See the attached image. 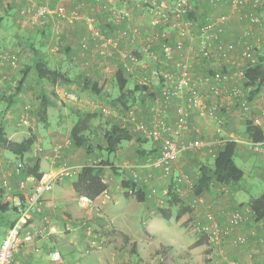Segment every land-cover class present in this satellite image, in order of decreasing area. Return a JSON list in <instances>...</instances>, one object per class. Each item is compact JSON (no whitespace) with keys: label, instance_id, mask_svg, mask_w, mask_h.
I'll use <instances>...</instances> for the list:
<instances>
[{"label":"built area","instance_id":"built-area-1","mask_svg":"<svg viewBox=\"0 0 264 264\" xmlns=\"http://www.w3.org/2000/svg\"><path fill=\"white\" fill-rule=\"evenodd\" d=\"M10 0H0V11L9 6ZM109 16V21L121 22L123 19L130 20V12L125 8L126 2L116 4L115 0L104 2L103 0H95ZM143 6L150 15V21L153 26L167 27L171 26L180 33L185 32V24H189L184 20V16L192 11V4L189 0H173V7H168L166 0H142ZM245 0H231L234 9H237L245 4ZM255 9L264 8V0H252ZM112 12V13H110ZM19 14L25 18L30 24L36 28L45 29L50 24L52 35L55 37L54 42L50 44L49 50L52 53H57L61 44V30L67 23H74L77 20H82L90 29L92 42L96 54L101 58L100 64H105L108 59L113 57L120 42L128 37L132 30L130 27L119 29L118 31L105 32L101 28H95V16L91 14H82L77 9L67 10L64 7H51L48 4L37 3L34 0L20 6ZM114 14V15H113ZM117 15V16H116ZM117 17V18H116ZM251 22H259L261 18L257 14H251ZM228 16L223 14L217 19H211L201 30V37L198 42V50L195 59L201 61L206 59L209 62L219 64L216 72L207 77H196L191 71V66L188 63L177 61L176 46H181V39L176 45L170 40L169 35L165 30L160 33L162 40L160 49L153 48L151 42L144 46L145 54L159 63L161 67V75L164 77L162 86V96L156 100V105L152 107L154 113L150 123H144L137 118L135 107H131L127 113V122L133 124L135 131H138L145 137H149L160 143V153L158 157L150 160L149 163L143 165L146 168L147 176L143 178L144 182L150 184V178L155 180L161 176L174 177V164L176 159L186 153H197L199 151H207L212 158H215L219 153L220 148L228 141H236L240 144H247L255 150H262L261 145L264 143L253 142L252 140L243 139L235 135L225 137L222 126L216 128L219 134L216 138H207L204 135H197L191 138H184L186 133L198 131L191 122V116L197 112L201 117H215V114L221 109H226L230 113L232 107L239 105L243 111H248L251 108L252 99L249 98L251 87L245 86L246 68L244 60L251 59V63H256L252 58L251 49L243 50L240 55L235 54L236 43L226 40V22ZM251 34V28L244 30L242 37L248 38ZM158 35H154L157 37ZM158 38V37H157ZM82 47L87 50L90 47V39L81 41ZM122 67L126 72L134 70V62L137 61L136 56L132 53H120ZM20 51L17 49L0 51V65L8 64L13 69L19 66ZM229 60L227 71L222 70L223 61ZM230 67L232 71L230 70ZM174 68V69H172ZM236 69V70H235ZM7 78L6 75L0 77V84ZM236 81L232 84V79ZM140 83L149 84V77L143 75L139 78ZM206 84L211 93L220 96L221 102L209 103V97L205 95L201 88ZM23 93L22 91L20 94ZM72 100H76L73 94L67 93ZM227 99V102L224 101ZM177 107V115L169 120V110L172 104ZM13 106L5 112V118L12 117ZM31 106L25 104L23 109L18 112L15 119L17 128L29 124V112ZM105 112L107 108L103 107ZM64 145L56 144L52 147L50 153L55 160L60 159ZM7 164L8 167L5 166ZM0 166L5 173L0 176V188L4 189L3 196L5 201L12 203L22 208V213L15 223L7 228V233L0 238V264H11L15 254L21 249L22 244L31 243L39 239L43 235H49L54 231L53 223L47 215L45 194L52 191L55 181L64 177H74L78 174L75 167L71 166L67 161H62L55 172L50 175H43L37 179L34 175L25 174V164L23 159L17 158L14 161L7 163L0 159ZM16 175L20 177V189L18 194L11 191L10 176ZM135 180H139L140 174H133ZM175 180V179H174ZM178 181V182H177ZM176 183L185 181L184 176L180 175ZM149 196L159 194V189L155 184H150ZM166 191L161 202L167 200ZM104 198H110V193L105 191ZM201 198H196L194 204L201 202ZM80 206L87 211L84 219L78 220V226L83 229V245L78 246L76 241H72L73 247L88 254L92 250L103 247V231L98 226L102 220L106 218L101 205L95 200L86 195L79 196ZM216 213L212 210L206 212V221L198 223V232L204 235L207 239V251L205 254V264H215L214 254L218 248L226 244L233 236L234 231L247 223L254 217L250 206L243 208H235L228 212V220L225 225H222L216 218ZM95 218V220H94ZM106 225V224H105ZM256 235V231H252ZM248 235L239 234L235 236L234 242L237 245H245L248 243ZM264 243V237L261 238ZM50 259L53 262H63V251L61 247L54 246L50 251ZM149 264H170L169 259L162 253H155L149 261ZM228 264H238L236 260H231Z\"/></svg>","mask_w":264,"mask_h":264},{"label":"crops","instance_id":"crops-1","mask_svg":"<svg viewBox=\"0 0 264 264\" xmlns=\"http://www.w3.org/2000/svg\"><path fill=\"white\" fill-rule=\"evenodd\" d=\"M45 1V0H42ZM106 2V0H103ZM192 4V11L190 13V17L188 19H193V26L194 25H200L201 28L203 25H205L209 20L211 19H217L219 16L225 14L228 16V21L226 22L225 28H226V40L235 42L236 43V51L235 54L240 55V53L249 48H254L252 54V58L258 62V58L255 57L257 54H264V8H257L255 9L252 4V0H245V4L241 7L234 9L231 3V0H189ZM30 2V0H10L9 6L4 8L2 11H0V50L9 48V49H17L18 46L24 41L23 39L26 38V40H29L30 47L33 49H36L37 55L34 56V59L38 58L39 56L44 53L46 56L49 57L47 50L49 48H44L47 42V39L51 37L52 31L50 29V24L47 25L45 29L36 28L32 25L25 24V18H23L19 14L20 6L23 4H26ZM116 4H123L126 2V4L129 5L131 12H132V19L128 22H126V26L130 27L132 32L130 35L126 38H124L116 52L119 50L120 53H123L124 51H129V53H132L136 56L137 61L134 62V70L130 72L125 71V76L129 80H134L135 78H140V76L143 73H147L150 68H148V64H145L144 59L147 55L144 52V46L151 42L152 45L155 47L156 50H159L160 47V41L159 38L154 37L153 33L154 28L153 26H149L145 22V17L147 18L148 13L143 10H146L143 6L142 0H115ZM52 4L59 6H64L67 9L72 8H80L82 12L85 13H97L95 12V7L98 6L95 2V0H52ZM98 8H100L98 6ZM104 13V12H103ZM147 13V14H146ZM99 14V13H97ZM251 14H257L261 18L259 22H251L250 15ZM103 18V17H102ZM104 20V19H103ZM106 22V21H105ZM107 24V25H106ZM107 29L110 32H116L120 29V27L116 25H110L106 23ZM125 26V27H126ZM251 28V34L248 38L242 37V34L244 30ZM7 31V32H6ZM62 35L65 41L66 45V52L68 56L72 57L74 54H77V51L79 49V42L80 37L88 34L87 36L90 37V28L84 21L77 20L74 23H67L65 27L62 30ZM171 33L170 38L172 37L174 40L172 42L176 45V43L182 42L181 46H176V57L175 59L177 61H182L185 63H188L191 67L192 71H195L193 73L194 76L198 77H205L206 72L210 69H214L218 67V65L214 63L207 61L206 59H203L201 61L195 59V55L198 50V39H195L193 41V38L191 37H179L178 33ZM175 35V36H174ZM25 42V41H24ZM28 42V43H29ZM33 43V44H32ZM10 46H9V45ZM23 45V44H22ZM82 46V45H81ZM90 46L94 47L92 40L90 39ZM122 50V51H121ZM140 52V53H139ZM194 52V53H193ZM192 56H188V54H192ZM43 54V56H45ZM144 56V58L141 57V55ZM118 56V55H116ZM46 58V57H45ZM73 58V57H72ZM114 56L110 58L111 63H114ZM49 60V58H47ZM121 59V54H120ZM150 59V58H149ZM76 62V57H75ZM119 67L116 66V68L113 66V68L116 69V73L119 70L120 67H122V60L118 61ZM155 64L156 62L153 61ZM121 64V65H120ZM202 64V65H201ZM204 64V65H203ZM158 65V64H157ZM140 66V67H139ZM144 66V67H142ZM161 67L162 65H158V70H160L161 73ZM228 68L229 65L223 63L222 68ZM200 68L204 70L203 72L200 71ZM174 69V68H172ZM233 69V68H232ZM231 67L230 70L232 71ZM234 70V69H233ZM1 71V69H0ZM200 74V75H199ZM140 75V76H139ZM91 75L90 77H92ZM111 75H109V78ZM106 78V77H105ZM93 79L99 81V85H103L105 83V79L101 80L98 76L94 74ZM154 81V84L150 83V86L152 88L153 92H157L158 96L155 97L154 102L158 98L162 96V86L164 83V77L161 75L160 80ZM157 83V84H156ZM252 88V87H251ZM1 90V89H0ZM201 91L209 97V100H211L213 93H211L210 89L204 84L201 88ZM252 91V89H251ZM250 91V92H251ZM249 92V94H250ZM214 98V97H213ZM249 98L252 99V105L250 110L243 111V115L247 116V118H250L253 125H257L261 127L264 134V87L256 94L249 95ZM214 100V99H212ZM213 102V101H211ZM235 107H232V111ZM175 112H177V107L173 103L170 107L168 118L169 120H173L172 117H174ZM14 114V113H13ZM14 116L8 117L4 120V128L8 130V132H13L14 128L11 124H13ZM233 116L235 117V120L233 119ZM217 115L213 118H204L201 117L197 112H194L191 116V122L193 123L194 127L198 128V131H192L189 133H186L184 135V138H191L195 137L197 135H204L207 138H216L219 136V134L216 132V128L220 125L219 122H222L223 126V132L225 137H231L233 135L237 137H242L243 139L252 140L253 142H256L253 140V138L249 135L247 132V121L246 124H242V122H238V120H242L243 118L239 116V114H231V116L226 117L225 121L223 119H219ZM237 118V119H236ZM219 119V122H218ZM226 123V124H225ZM225 124V126H224ZM235 129L234 131H229L228 129ZM10 137V136H9ZM8 137V138H9ZM11 139V138H9ZM134 139V138H133ZM132 141L136 143L135 139ZM13 140V139H12ZM70 140H68V143L64 144L63 152L60 159L55 160L51 153L45 154L43 157H41V171L43 172V175L47 174H53L59 165H61L62 161H67L71 166L78 169V173L81 171L82 167L85 166L87 163L91 161V157L86 153V151L82 148H75L71 146ZM258 143H264V142H258ZM68 144V145H67ZM137 147L136 150L137 155H143L145 157L150 156L153 154V149L149 147L147 144H142L141 142L137 141ZM160 144V143H159ZM237 150L239 149L240 143H237ZM128 145H121L119 152L116 157V161L114 163L115 166H119L124 169L125 173L123 177H127L134 174V170L128 169L129 164L128 161H123L125 157H128ZM125 151V152H124ZM205 152V153H204ZM199 151V154L197 155L200 159V163L205 160H211L212 156L207 151ZM262 155H264V149L261 151ZM160 153V146L158 150V154ZM242 156H246V153ZM14 158L17 156L13 153ZM27 153L24 155L26 156ZM209 155V156H208ZM182 160H185V167H192L188 164V160L186 157L184 159H181V161H177L178 164L182 162ZM202 160V161H201ZM176 162V166H177ZM206 164V163H202ZM192 165V164H191ZM201 165V166H202ZM194 168V164H193ZM178 169V168H177ZM138 174H140V177L143 179L144 175L146 176L147 170H136ZM145 172V173H144ZM144 173V174H143ZM111 174V175H110ZM194 174V173H193ZM200 174V171H197L195 173V177L193 180L190 181V184L195 185L196 180ZM110 175V179H107V176ZM123 177L115 176L110 169H106L105 171V181L108 183L107 192L110 193V198H104L103 193L99 195L95 200L101 205L103 212L106 216V218L99 220V222L102 223V225H105L109 227V229L112 228V230L109 233V238L107 240L108 245H110L114 241L115 237L120 238V243L117 242V245L119 246L120 254H123V251L125 250V247L127 245L130 246L132 252L134 254L127 256V258L124 259V264H135V257H138L137 259L146 261L145 264L149 263V259L151 260L152 255L149 256L150 252V246H152L153 243L156 241L150 240V237L158 236L163 237L166 242H162L159 240V248L162 247L163 250H165L168 255L169 263L177 256V254L174 252L175 245L178 243V239L175 235L172 234L174 228H168L166 226H152V220L155 217L161 216V213H158L156 210V206L158 204H165L166 200L161 202V198L163 195L157 194L154 197H149L147 201L141 202L136 199V197H128L125 195V191L121 185V180ZM145 178V177H144ZM76 180V176L74 177H64L62 179H57L54 184V188L52 191H49L45 194V203H46V210L47 215L50 217L53 226L54 231L50 233L49 235H43L39 237L38 240L31 242V243H25L22 244L21 249L17 252V254L20 253L21 256V264H117L116 257H112V253L110 251H104L98 249L94 250L93 253L90 252V254H83V251L73 249V246L69 245L66 247L65 251H63V262L57 263L53 262L50 259V252L53 247L55 246L53 242V246L48 249L49 251H44L45 246H50V240L53 241L55 239H60L61 237H66L69 240L72 241H80L83 238V229L78 226V220H80L83 217L82 209L79 205V195L75 193L73 183ZM143 181V180H142ZM189 181V179H188ZM150 184H155L159 191L163 193V191L167 187H171L173 184L171 182V178L168 179V177L160 178V179H151L150 178ZM229 186V185H228ZM178 187V186H177ZM226 188L224 185L213 182L210 189L206 190L203 194L197 196V198H201V202L193 203L192 207L195 206V209L192 211L194 214L195 221L197 223L206 221V212L210 210L212 207L209 205H204L203 201L205 197H208V199H217L215 204L219 202L220 208L217 206L216 210L214 212L216 213V218L218 221L225 225L227 222L226 217V208L230 206V204L233 203L234 206H239V208H243L245 206H249L248 202H236L235 201V192L231 191L232 199L231 197H227L223 199L220 197V190ZM180 190V188H177ZM231 189V188H230ZM168 190V189H167ZM226 191H230L228 188H226ZM166 192V191H164ZM156 205V206H155ZM212 205V204H211ZM241 205V206H240ZM158 207V206H157ZM218 209V211H217ZM173 217L171 216V219ZM112 226V227H111ZM66 228V229H65ZM198 228V227H197ZM71 230L65 231V230ZM256 231V235L252 234V231ZM239 234H245L248 235V243L245 245H237L234 242L235 236ZM153 235V236H152ZM3 237V236H2ZM0 236V238H2ZM264 237V219L257 220L255 217H253L251 220L247 221L244 225L237 228L234 231L233 236L227 241L226 244L222 245L220 248H218L214 254V263L215 264H228L231 260H236L238 264H261V260L264 258V243H262L261 238ZM158 241V239H157ZM199 241V242H198ZM202 243L199 244L193 249L196 250V255L199 253V264H205V254L207 251V239L206 237H203L196 234V238L192 242L193 246L194 243ZM127 243V244H126ZM118 250V251H119ZM203 253V254H202ZM116 255V253H115ZM115 259V260H114ZM129 259V260H127ZM130 259L132 261H130ZM112 261V262H111ZM16 262V259H14L13 263ZM137 262V261H136ZM190 264H192L190 262Z\"/></svg>","mask_w":264,"mask_h":264},{"label":"rangeland","instance_id":"rangeland-1","mask_svg":"<svg viewBox=\"0 0 264 264\" xmlns=\"http://www.w3.org/2000/svg\"><path fill=\"white\" fill-rule=\"evenodd\" d=\"M34 1H36L37 3L48 4L51 7H57L56 5L52 4V0H45V1L34 0ZM108 1L109 0H106V2H108ZM166 2H167L168 7H173V0H166ZM96 4L98 5L100 3H96ZM98 6L100 8H98ZM98 6L95 7V12H97L99 14L90 13V12L88 14L95 16V21H94V25H95L94 27L95 28H101L103 31L106 30L108 32L109 30L107 29L106 23H107V21H109V16H112V15L107 13L103 8H101L100 5H98ZM60 7H64V6H60ZM64 8L67 9L66 7H64ZM72 9H77L80 11V13H82V14L84 13L81 11L80 8L76 7V8H72ZM72 9H67V10H72ZM123 9H125V10L127 9L130 12V16H131L130 20H131L132 19V12H131L129 5L126 4L125 8H123ZM143 11L147 12V10H143ZM110 13H112V12H110ZM149 19H150V15L148 14L147 18L145 17V20L147 21L145 23L152 27L153 24L151 23V21ZM130 20H128V21H130ZM184 20L187 23L189 22L188 25L185 24L186 28H185L184 33H180V31L173 29L172 23L170 24L171 26H167L166 28L164 27L166 33L168 35H171V33H174L173 31H175V33H178L179 37H181V38L182 37H190V38L192 37L193 41L195 39L200 38L201 37V30L203 29V27L201 28L200 25H198V27H197V25L193 26V19H191V20L188 19L187 15L184 16ZM24 23L27 24L28 26L31 25L30 22L27 21L26 19H25ZM118 24H120V23L117 21L114 22V25H118ZM65 25L63 26V28L65 27ZM153 28L155 31L153 33V35H158L157 37L159 38V41L161 42L162 37H161L160 33H162V29L160 30L156 26H153ZM62 30H61V41L62 42L60 44L59 51L57 53H52V52H50V50H47L49 57L44 54L45 52L42 54L45 55L44 57L49 58L48 62L52 68L56 69L57 71H61V72L63 71L64 73H66L67 77H69V79H71L70 82H66L61 77L57 76L55 83H54L53 81H50L47 77L38 76V73H36V71H30L27 74L26 80L24 81V85L21 87L20 81L25 74V70H27L31 67V65L35 61L34 56L37 55V52H36L37 50L30 47V45H29L30 42H29V40H26V38L23 39L25 42L23 41L20 44V46L17 47V50H19L21 53L19 66L16 69L9 68L6 66L0 67V69H1L0 76H3V75L7 76V78H5V80L0 84V89H1L0 90V124H2L4 126L3 123H4V120L6 119L4 112H6L5 110H7V108L13 106L14 109L12 112L14 114L12 113V115H15V116H14L13 124H11V125L14 128V131L8 132V130H7L8 128L6 129V127H5V132H6L7 136L8 137L10 136L9 138H11V140L13 139L14 141H22V140L30 137L32 134L36 135L35 143L32 145L31 149L27 152V155L23 158V162L25 164V169H27V166L33 165L37 158H41L45 154H49L54 145H56V144H63L64 145V144L68 143V140H70L71 129H72V127H73V125L77 119L76 114H75V110H80L82 112H87V113L91 112V113H97L98 114V116H96L95 118H93L91 120V126L94 130H96V129L100 130L101 133L103 132V129L108 124H111L112 121L119 120L120 122L124 123L126 125V127L133 133L136 143H134L132 140L131 141H124L122 143V145H125V144L128 145V147H127L128 148V150H127L128 157H125L123 159V161H128L129 164H131L130 166H128V169L134 170L133 171L134 173L137 172L136 171L137 169L146 172V168H148V167H143V165L149 163L150 160H153L154 158L158 157V155H159L158 150H159L160 144H159V142H157V141H155L149 137L143 136L138 131H135V129H134L135 126L133 124H130L127 122V119H126L127 116H126V112L124 110V107H122V106L117 107V108L114 107L113 102H114L115 96L119 92L115 68H116V66L119 67V63L117 64V62L121 61L120 51L118 50L117 52L114 53V55H113L115 57L113 60L114 63H111V60L108 59L105 64H100L101 58L98 56V54H96V49H94L95 47L93 48L90 46L87 50H85L81 46V41L83 39H84V41H85V38L88 40L91 39V35H90V37H88L87 36L88 34H85V35L80 37V42H79L80 46H79V49L77 51V54H74L72 56L73 58L71 56L69 57L67 52H66V45L64 44L65 41H64V38L62 35V32H63ZM91 31H92V29H90V33H91ZM54 39H55V37L53 35H51V37H49L47 39V42H46V45L44 48H46V49L49 48L50 44H52L54 42ZM170 39H171V41L174 40L172 37ZM93 45H94V42H93ZM153 48L155 49L154 46H153ZM5 49L8 50L9 48H5ZM250 49L253 52L254 48H250ZM248 51H249V49H248ZM123 53H129V51H124V49H123ZM193 53L188 54V56H192ZM253 54H254V52H253ZM116 55H118V56H116ZM75 57H76V62H75ZM141 57L144 58L143 55H141ZM255 57L259 58L260 54H257ZM144 59H146L145 64L149 65L148 68H150V70L147 73H143L142 76L143 75L148 76L149 82L152 84H154L155 80L157 81V83H159L158 80H160V73L158 70V65L156 63L154 64L153 60L149 59L148 56H146ZM228 61L229 60H225L223 62H225V64H229ZM250 61H251V59L247 60L246 63L248 64ZM213 65H215V61H214ZM217 65H218V67H221L219 64H217ZM222 65H223V63H222ZM113 66L115 68H113ZM142 67H144V66H142ZM214 67H216V66H214ZM200 71L203 72L204 70H202V68H200ZM192 72L194 73L195 71H192ZM94 74L96 76H98L101 80L105 79V83L101 86L99 85V81H98V85L102 90L100 95L95 94L90 89H84L83 88V83L85 81V78H93ZM91 75H93V76L90 77ZM109 75H111L110 78H109ZM138 78H135L132 81L130 80L128 86L132 88L135 85V82H138L137 81ZM235 81H236V79L233 78L230 84L234 83ZM20 90H22L23 93L20 94V92H21ZM66 92L73 94L75 96L76 100H72L68 95H66ZM44 97L46 98V100L44 99ZM219 98H220V96H216V94H214V95H212V98L209 101V103H216V102L220 103L221 99H219ZM212 99H214V100H212ZM154 100H155V98H150V97H147V98L145 97L143 99L142 98H135L134 99V97L132 98V100H131L132 106L131 107L136 108V111H137L136 113L138 115L137 118L139 119V121H142L144 123H150V121H152L153 116H154V113L152 111V107L154 105H156ZM211 101H213V102H211ZM226 102H227V99L224 101V103H226ZM27 103H29L31 106V109L29 112V124L25 125L23 127L17 128L15 126L16 116H17L18 112L21 111L23 109L24 105ZM103 107L107 108L108 112H105L103 110ZM234 107L235 108L233 109V111L231 113L229 111H227L226 109H221L220 111H218L215 114V116L217 115L218 117L223 119V121H225L226 120L225 118L231 116V114H237V115L239 114V116L242 117L243 119L241 121L238 120V122H242V124H244V125L246 124V121L251 122L250 118H247V116L243 115V113H242L243 109L241 107H239V105H236ZM42 109H44V111H42ZM175 115H177V112H175ZM207 118H213V117L209 116ZM219 119H218V122H219ZM231 120H235V117L233 116V119H230V121ZM219 123H220V125L223 126L222 122H219ZM225 124H224V126H225ZM133 126H134V128H133ZM228 130L232 132L235 129H233V127H232L231 130L230 129H228ZM88 134H89V139L91 142L98 143V142L102 141V137L100 136V134H97L93 130L89 131ZM137 141L141 142L142 144L149 145V147H151V149H153L154 153L151 154L150 156H147V157H145L143 155L138 156L137 155L138 151L136 150V147L138 145ZM70 143H71V141H70ZM261 147H262V149H264V144H262ZM259 151H261V150L252 149L247 144H240L239 149L235 155V160H236V163L244 170V172H245L244 177L241 181L236 182L234 184H227V183L224 184V183L216 182L214 180L213 182L222 184L230 190L228 192L226 191V188L220 190V197L225 199L229 196L232 199L233 197L231 195L232 194L231 191H233L236 193L235 194V201L236 202H242V201L248 202L252 198L258 197L264 193V155H262L261 152H259ZM118 152L108 153L107 151H103L102 155L105 158L106 157L111 158V160L115 163ZM241 152H243V154L246 153V156H242ZM198 154H199V152H197V153H186V154L180 156L175 161V164H174L175 173H174V177L171 176V182L173 183L171 186L174 188V190H176L178 198L180 200H182L181 203L178 201H175L172 205H169V203H168V200H169L168 196L169 195L167 193V199H168L167 203L158 204L157 205L158 207L155 205L158 213H160L161 208L169 209V211H171V213H172V217H173L172 219H169V220L165 219L161 215L159 217H155L152 220V226L153 227H155L157 225L158 226L162 225L163 227L166 226L168 228L167 225H169V228H174L172 234L177 237L178 243L175 245V250H174V252L177 254V256L175 257V260L173 259L171 261L172 264H190V262L192 264H199L198 260H199L200 256H199V253L197 254V256H195L197 249H195V250L193 249V247H195V246H193L192 242L196 238V234L197 235L200 234V236L202 234L198 232V230H197L198 223H197V221H195V219H193L195 217L194 214H196V213L192 212L195 209V206L192 207V204L194 203V200L197 198V196L194 194V189H193L194 185L193 184L191 185L190 181L193 180V178L195 177V173H197V171L201 170L202 163H206L207 165H212L214 162V158H211V160L208 159L205 161L201 160L202 162L200 163L199 162L200 158L197 156ZM92 156H94V155H92ZM185 157L188 160L187 165L190 164V166H192V167H190V168L185 167V165L183 164V163H185V160H182L181 164L180 163L178 164L177 161H181V159H184ZM17 158H18V156H17ZM0 159H2V161L7 163L8 161H14L16 159V157L14 158L13 153L11 151H9L5 146L0 145ZM98 161H96V163H98ZM176 162H177V166H176ZM193 164H194V168H193ZM5 166L8 167L7 164H5ZM107 169H110V168H107ZM6 170H7V168H6ZM6 170L3 171L2 167L0 166V176L2 175V173H5ZM77 171H78V169H77ZM110 175L107 176L108 180L110 179ZM180 175L184 176L185 181L180 182L178 184V183H176V181L178 180V177H180ZM146 176H147V174H146ZM146 176L144 175V177H146ZM162 177L164 178L165 176H162ZM160 178H161V176L158 177V179H160ZM168 179H169V177H168ZM188 179H189V181H188ZM19 183H20V177L19 176H16V175L10 176V185H11L12 193H14V194L19 193V189H20ZM177 188H180V190H178ZM169 190H170V188L167 187L164 191H169ZM164 191H163V193L160 192V195H163L165 193ZM132 197H134V196H132ZM152 197H154V196H152ZM216 200L217 199L212 200V199H208V197H205L203 204L206 206L207 205L211 206L212 208L210 210L214 211V210H216L217 206L220 208L219 202H217V204H215ZM232 201H233V199H232ZM1 202L2 203L6 202L4 196H2ZM184 206L191 207L192 208L191 212L190 213L183 212L181 209ZM237 207H239V206H234L233 203L230 204V206H228V208H226V210H225L226 211V217L228 218V212H231L233 209H235ZM81 209H82V212L84 214L83 217L81 218L83 220L87 214V211L85 209H83L82 207H81ZM217 211H218V209H217ZM205 213H206V210H205ZM179 214L181 216H180V218L177 219V215H179ZM189 218H191V220ZM94 220H95V218H94ZM97 221H99V220H97ZM96 227L97 228L100 227L101 230L103 231L102 242H104L103 247L98 249L97 251H100V250L110 251L113 255L112 257L113 258L116 257V260H119V261H117V264H124L123 261L125 258H127L128 254L131 256H132V254H134L129 245H127L125 247L123 254L122 255L120 254L119 246L117 245V242L120 243V241H121L120 238L115 237L114 241H110L112 243L110 245H108L109 242H107V240L109 238L108 236H109V233L112 230V228L109 229V227H107L106 225H102V223H100ZM65 231L70 232L71 230L69 229V230H65ZM202 236L205 237L204 235H202ZM157 239H158V241H157ZM162 239H164V238L158 237V236L150 237V240H152V241L155 240L156 242L153 243L152 246H150L151 248H150L149 256L152 255V257H153V255L156 253L157 248L162 249V247L159 248V240L162 241ZM53 242L56 246L61 247L62 251H65V249L68 245H69V247L73 246V243L71 242V240H69L66 237H61L60 239H55L53 241L50 240V246H45L44 251L48 252L49 251L48 249H50L53 246ZM162 242H166V241L163 240ZM77 245L79 247L83 245V238H82V240L80 239V241L77 242ZM73 249H76V248H73ZM93 252H94V250L91 251V253H93ZM115 253H116V255H115ZM83 254L87 255L84 252H83ZM88 254H90V253H88ZM168 256L170 257V255H168ZM137 258L138 257L134 258L137 261V262L135 261V264H145L147 261V260L146 261L140 260ZM14 259H16V262H14V263L12 262L11 264H21L20 253L19 254L16 253L14 256ZM127 260H129V259H127ZM130 261H132V260L130 259ZM149 261H151V260L149 259ZM260 263L264 264V258L261 260Z\"/></svg>","mask_w":264,"mask_h":264},{"label":"trees","instance_id":"trees-1","mask_svg":"<svg viewBox=\"0 0 264 264\" xmlns=\"http://www.w3.org/2000/svg\"><path fill=\"white\" fill-rule=\"evenodd\" d=\"M190 17V13L187 15ZM126 22L128 20L125 18L120 24L116 25L121 29L126 28ZM209 22V21H208ZM207 22V23H208ZM108 24L114 25V22L107 21ZM206 23V24H207ZM205 24V25H206ZM203 25V27L205 26ZM161 30H165V28L158 26ZM107 32L106 30H104ZM109 33V31L107 32ZM171 40V39H170ZM199 42V38H198ZM33 44V43H32ZM160 49V47H159ZM7 50L2 49L0 51ZM13 50V49H8ZM176 57V56H175ZM250 59L244 60V64L246 65V81L245 86L252 87V91L249 95H253L258 93L264 87V54L260 55L258 58V62L255 64L251 63V61L247 64L246 61ZM160 65L159 63H156ZM9 67L12 68L8 64L0 65V67ZM163 69L166 67L162 66ZM218 67L214 69H210L206 72L205 77L213 75ZM222 70L227 71V68H223ZM30 71H36L38 76L47 77L50 81L55 83L56 77L59 76L64 79L66 82H70L71 79L67 77V74L63 71H57L52 68L48 62V59L43 56H39L35 59L34 63L31 67L25 70V74L20 81V86L24 85V81L26 80L27 74ZM142 76V75H141ZM2 77V76H0ZM116 79L118 82L119 92L115 96L114 99V107H124L125 112L131 108V100L135 98H155L159 94L157 92L151 91L152 88L149 84H142L138 78V82H135V85L131 88L129 87L130 80L125 76V70L123 67H120L116 73ZM84 89H90L95 94L100 95L102 90L98 85V81L93 78H85L83 83ZM22 91V90H20ZM158 94V95H157ZM46 100V98L44 97ZM13 105V104H12ZM10 108V107H9ZM8 109V108H7ZM6 111V110H5ZM44 111V109H42ZM5 113V112H4ZM76 121L70 132V141L71 145L75 148H82L86 151V153L91 157V161L82 167L81 171L76 175V180L73 183V187L75 193L77 195H86L92 199H96L99 195L104 193L108 188V183L105 181V171L107 168H110L115 176L123 177L125 171L123 168L119 166H115L114 162L109 157H104L102 155L103 151H107L108 153H116L119 151L122 143L124 141H131L134 138L133 133L126 127V125L119 120L112 121L111 124H108L101 133L100 130H94L91 126V120L98 116L97 113L91 112H82L80 110H75ZM94 131L97 134H100L102 137V141L98 143H93L89 139V131ZM247 132L256 142H264V134L261 127L257 125H253L252 122H247ZM36 141V135L32 134L30 137L22 140V141H14L8 138L5 128L2 124H0V145L5 146L9 151L14 153L18 158L23 159L25 154L31 149L32 145ZM237 142L236 141H228L225 143L219 150V153L214 158V162L212 165L203 164L201 166L200 174L196 180V183L193 187L194 194L199 196L203 194L206 190H209L213 181L224 184H234L239 182L244 177V170L236 163L235 155L237 150ZM94 155V156H92ZM97 157V158H96ZM101 158V159H100ZM95 159V160H94ZM100 159V160H99ZM99 160V161H98ZM98 161V163H96ZM25 174L34 175L37 179H40L43 176V172L41 171V159L37 158L33 165L27 166V169H24ZM171 178V176H167ZM144 178V177H143ZM151 179H155L151 177ZM140 178L139 180H135L132 175L123 177L121 180V185L125 191V195L128 197L135 196L138 201L145 202L150 197V184L144 182V180ZM160 192V191H159ZM4 189L0 188V236L4 237L7 233V228L12 226L15 221L18 219L20 214L22 213V208L18 207L12 203L1 202V198L3 196ZM168 203L172 205L175 201L181 203L177 196L176 190L171 186L168 191ZM152 197V196H151ZM166 200V203H167ZM250 208L253 211L254 217L257 220L264 219V193L258 197L252 198L248 202ZM185 213H190L192 208L188 206H184L181 209ZM161 215L165 219H171L172 213L169 209L161 208ZM180 214L177 215V219L180 218ZM191 220V218H189ZM199 242V241H198ZM195 242L194 246L202 244L201 242ZM156 253H162L168 258V253L165 250L158 249ZM149 264V263H148Z\"/></svg>","mask_w":264,"mask_h":264}]
</instances>
